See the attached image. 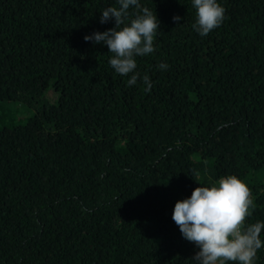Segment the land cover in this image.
<instances>
[{
	"label": "trees",
	"instance_id": "16d2710c",
	"mask_svg": "<svg viewBox=\"0 0 264 264\" xmlns=\"http://www.w3.org/2000/svg\"><path fill=\"white\" fill-rule=\"evenodd\" d=\"M219 2L201 37L191 0H140L159 31L127 86L84 40L115 0H0V264H195L174 204L229 174L264 222V0Z\"/></svg>",
	"mask_w": 264,
	"mask_h": 264
},
{
	"label": "clouds",
	"instance_id": "9594fccd",
	"mask_svg": "<svg viewBox=\"0 0 264 264\" xmlns=\"http://www.w3.org/2000/svg\"><path fill=\"white\" fill-rule=\"evenodd\" d=\"M100 12L101 24L114 21V26L104 31H93L84 36L85 41L106 45L112 55L108 64L119 76H128L127 86L140 79L137 57L154 53V40L160 21L154 11L142 7L140 0H115ZM195 10L193 30L201 37L220 26L225 9L219 0H191ZM177 23L181 17L172 18ZM168 64L160 62L158 70H167ZM145 90L152 86L148 75L142 77ZM254 207L246 183L236 175L221 176L215 182L198 184L190 196L177 200L172 210V220L183 239L198 249L192 257L195 264H255L258 250L264 248L260 234L264 222L245 224Z\"/></svg>",
	"mask_w": 264,
	"mask_h": 264
},
{
	"label": "rangeland",
	"instance_id": "374dc122",
	"mask_svg": "<svg viewBox=\"0 0 264 264\" xmlns=\"http://www.w3.org/2000/svg\"><path fill=\"white\" fill-rule=\"evenodd\" d=\"M49 97H52V96L48 95L47 99H49ZM1 107L2 108L0 109V111L3 110V109H6V112L13 116V115L16 114L15 111H16V109H18L19 104L15 103V102H5L4 104H2Z\"/></svg>",
	"mask_w": 264,
	"mask_h": 264
}]
</instances>
